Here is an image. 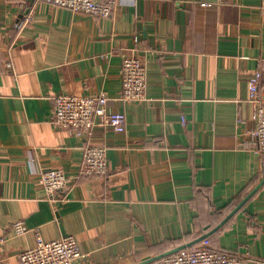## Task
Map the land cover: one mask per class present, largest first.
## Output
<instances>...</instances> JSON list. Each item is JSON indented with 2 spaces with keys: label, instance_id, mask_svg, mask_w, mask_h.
<instances>
[{
  "label": "crops",
  "instance_id": "crops-1",
  "mask_svg": "<svg viewBox=\"0 0 264 264\" xmlns=\"http://www.w3.org/2000/svg\"><path fill=\"white\" fill-rule=\"evenodd\" d=\"M181 1L117 0L97 17L0 0V264H18L37 232L72 234L74 264H136L206 233L187 247L264 264V183L210 232L264 177L247 82L259 70L264 86V0ZM125 54L145 65L144 101L116 98ZM64 92L106 94L125 130L54 127ZM85 144L107 147L105 174L79 175ZM51 167L68 178L55 201L39 182ZM19 219L28 230L15 235Z\"/></svg>",
  "mask_w": 264,
  "mask_h": 264
},
{
  "label": "built area",
  "instance_id": "built-area-1",
  "mask_svg": "<svg viewBox=\"0 0 264 264\" xmlns=\"http://www.w3.org/2000/svg\"><path fill=\"white\" fill-rule=\"evenodd\" d=\"M47 5H55L74 11H82L97 17H107L113 12L117 0H38ZM182 5L188 0H182ZM207 5L206 1L200 3ZM103 56V55H102ZM262 74L254 71L248 78V101L255 111V125L251 131L258 152L264 155V86ZM146 68L136 54H125L121 58L120 90L116 97L122 102L144 101L147 99ZM112 98L104 93L73 94L58 93L52 97L51 123L74 136L90 135L94 127L103 126L115 132H123L126 116L122 111L108 108ZM243 123L240 117L237 120ZM185 123V119H182ZM108 170L107 147L85 144L78 167L79 175H103ZM67 175L61 167H51L40 171L39 182L51 200H57L67 188ZM15 235L25 233L28 228L22 219L12 224ZM1 242V239H0ZM83 254L72 234H63L53 240H45L38 232L34 246L16 253L18 264H74ZM160 264H242L241 256L235 252L218 251L205 246L181 248L159 259Z\"/></svg>",
  "mask_w": 264,
  "mask_h": 264
},
{
  "label": "water",
  "instance_id": "water-1",
  "mask_svg": "<svg viewBox=\"0 0 264 264\" xmlns=\"http://www.w3.org/2000/svg\"><path fill=\"white\" fill-rule=\"evenodd\" d=\"M264 183V177L259 181V183H257V185L235 206V208L234 209H232L231 210V212L226 216V217H224V219L222 220V221H220V223H218V225H216L213 229H212V231H210V232H213V231H215V230H217L262 184ZM209 233H206V234H203V235H201V236H199V237H197L196 239H194L192 242H190V243H187L186 245H180V246H178V247H176V248H174V249H171V250H169V251H166V252H163V253H160V254H158V255H155V256H152V257H149V258H147V259H145V260H143V261H140V262H138V263H136V264H148V263H150V262H153V261H155V260H159V259H161L162 257H164V256H166V255H168V254H171V253H173V252H175V251H177V250H179V249H181V248H185V247H187V246H190L191 244H193V243H195V242H197V241H199V240H202L203 238H205L207 235H208Z\"/></svg>",
  "mask_w": 264,
  "mask_h": 264
},
{
  "label": "trees",
  "instance_id": "trees-1",
  "mask_svg": "<svg viewBox=\"0 0 264 264\" xmlns=\"http://www.w3.org/2000/svg\"><path fill=\"white\" fill-rule=\"evenodd\" d=\"M210 248H211V249H214V250H218V251H224V252L227 251V250L222 249V248H221V249H220V248H214V247H210Z\"/></svg>",
  "mask_w": 264,
  "mask_h": 264
}]
</instances>
